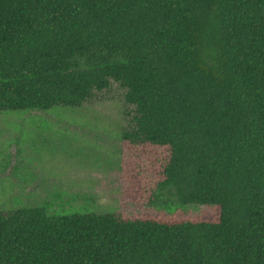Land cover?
<instances>
[{
	"label": "trees",
	"instance_id": "1",
	"mask_svg": "<svg viewBox=\"0 0 264 264\" xmlns=\"http://www.w3.org/2000/svg\"><path fill=\"white\" fill-rule=\"evenodd\" d=\"M111 82L125 201L211 212L0 211V264H264V0H0V114Z\"/></svg>",
	"mask_w": 264,
	"mask_h": 264
},
{
	"label": "rangeland",
	"instance_id": "2",
	"mask_svg": "<svg viewBox=\"0 0 264 264\" xmlns=\"http://www.w3.org/2000/svg\"><path fill=\"white\" fill-rule=\"evenodd\" d=\"M123 96L111 82L80 109L0 114V211L45 207L62 217L211 212L210 207L181 206L168 192L149 206L125 201L118 151L133 108Z\"/></svg>",
	"mask_w": 264,
	"mask_h": 264
}]
</instances>
